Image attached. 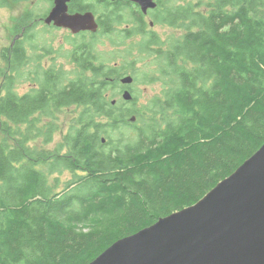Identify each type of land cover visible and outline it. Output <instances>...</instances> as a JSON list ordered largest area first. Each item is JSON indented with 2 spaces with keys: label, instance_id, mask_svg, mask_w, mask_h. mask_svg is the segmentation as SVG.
Returning a JSON list of instances; mask_svg holds the SVG:
<instances>
[{
  "label": "trees",
  "instance_id": "16d2710c",
  "mask_svg": "<svg viewBox=\"0 0 264 264\" xmlns=\"http://www.w3.org/2000/svg\"><path fill=\"white\" fill-rule=\"evenodd\" d=\"M196 1L202 10L160 17L181 31L166 49L152 32L142 42L161 60L164 90L139 107L134 96L112 105L120 72L91 43L69 52L73 78L43 64L49 53L33 29L48 12L14 19V40L0 49V264H90L197 203L262 147L264 0ZM134 17L126 38L146 33ZM123 22L109 15L100 33ZM73 106L81 111L62 142L43 149L56 114ZM132 115L128 136L122 127Z\"/></svg>",
  "mask_w": 264,
  "mask_h": 264
},
{
  "label": "water",
  "instance_id": "95a60500",
  "mask_svg": "<svg viewBox=\"0 0 264 264\" xmlns=\"http://www.w3.org/2000/svg\"><path fill=\"white\" fill-rule=\"evenodd\" d=\"M127 1L143 12L155 7L152 0ZM52 2L45 26L72 35L97 31L91 12L70 14L71 0ZM132 83L131 76L120 79ZM121 98L129 102L132 94L124 90ZM90 264H264V144L197 203L116 241Z\"/></svg>",
  "mask_w": 264,
  "mask_h": 264
},
{
  "label": "rangeland",
  "instance_id": "374dc122",
  "mask_svg": "<svg viewBox=\"0 0 264 264\" xmlns=\"http://www.w3.org/2000/svg\"><path fill=\"white\" fill-rule=\"evenodd\" d=\"M196 0H172L170 3L169 11H173L175 8H186L188 5L194 6L196 10H202V7H198ZM88 5H91L96 14L102 12L110 15L113 10L111 6L105 7L102 10V6L96 1H89ZM52 3L44 0H32L31 2L13 3L10 0H0V49L7 48L11 45L14 37L11 35L12 28L14 27V19L18 18L23 13L32 9L38 15H45L51 8ZM116 19L124 21L118 26H114V31L107 35L99 32L96 37L91 38V35L87 33L71 35V33L64 29H54L52 27H46L43 23H39L34 27V43L39 49H44V54L49 53L43 58V64L47 67H55L56 69H62L66 73L67 78H73L78 75L75 70L76 66L73 64L69 52L74 49V44H79L81 41L91 43L94 46L95 54H99L102 57L107 66L111 68H117L120 72V79L126 76L133 78V83L128 86L121 85L125 89L129 90L132 96L137 98V107L147 103L156 97L161 96L164 88L162 83L157 80L158 74V60H160L153 52L144 51L141 47L142 42L150 38L149 32L156 35V38L161 42L162 48L166 49L168 44L172 42V39L180 37L181 31L177 28L170 27L166 23H161L159 18L153 20L154 25L146 29V33L142 36H131L126 38L125 29H133L136 25L134 17V9L126 7H118L117 11L112 14ZM111 15V16H112ZM36 18V19H37ZM104 19V18H103ZM43 21V20H42ZM148 21V20H147ZM128 25L129 27H126ZM148 25V24H147ZM101 28V27H100ZM161 61V60H160ZM163 62V61H162ZM1 65V61H0ZM90 75V74H88ZM28 85V81H27ZM27 85H23V90L27 91ZM122 90L120 87L115 91L109 92V96L115 101V104H121ZM113 104V105H115ZM126 107H129L127 105ZM81 111L80 107H69L65 111L59 112L54 118V131L55 135L50 144L43 145V149L53 150L57 143L62 142V134H64L69 127V124L76 119ZM135 116L128 117V126L122 127V132L125 135H132L135 131L131 126L135 122H131V119ZM33 145H40V141L32 142ZM68 175H64L62 179H67Z\"/></svg>",
  "mask_w": 264,
  "mask_h": 264
},
{
  "label": "flooded vegetation",
  "instance_id": "af4514ba",
  "mask_svg": "<svg viewBox=\"0 0 264 264\" xmlns=\"http://www.w3.org/2000/svg\"><path fill=\"white\" fill-rule=\"evenodd\" d=\"M89 1H92V0H71V2L68 4V12L70 14H76V13L84 14L86 12H91L94 15V19L97 25V31L95 33H92L90 31H85L79 34L87 33L89 35H92V34L95 35L99 32L101 23L105 24L109 15H107V13L105 12H102L97 15L95 13L96 10H94V8L91 5H88ZM93 1L98 2L99 5L103 7L101 8L102 10H105V7L107 6L113 7L112 8L113 10L110 12V16L117 11L118 7L120 8L126 7V8L134 9V15L138 17L140 21L143 23V27L145 28V30L154 25L153 20H155L156 18H159L160 20V17H165L170 12H172V11H169L170 3L172 2V0H152V2L155 3V7L147 8L145 12L142 11L141 6H139L138 4L132 1H127V0H118V1L93 0ZM71 6H73V8H71ZM126 27H129V26L126 25ZM121 90L123 93L124 90H127V89L122 87Z\"/></svg>",
  "mask_w": 264,
  "mask_h": 264
}]
</instances>
